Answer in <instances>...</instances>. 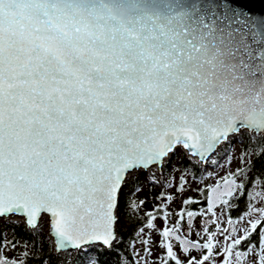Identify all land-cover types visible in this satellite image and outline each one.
I'll return each instance as SVG.
<instances>
[{
    "label": "snow or ice",
    "instance_id": "6c2138e0",
    "mask_svg": "<svg viewBox=\"0 0 264 264\" xmlns=\"http://www.w3.org/2000/svg\"><path fill=\"white\" fill-rule=\"evenodd\" d=\"M112 256L264 264V12L245 0H0V264Z\"/></svg>",
    "mask_w": 264,
    "mask_h": 264
},
{
    "label": "trees",
    "instance_id": "16d2710c",
    "mask_svg": "<svg viewBox=\"0 0 264 264\" xmlns=\"http://www.w3.org/2000/svg\"><path fill=\"white\" fill-rule=\"evenodd\" d=\"M241 147V146H240ZM241 149V148H240ZM253 161L256 165V168L257 170H259L261 168V161L260 160H257L255 157H253ZM258 190V189H257ZM151 193V192H150ZM152 194V193H151ZM235 215V214H234ZM16 233H17V239H32L30 237H28L26 235V233L24 232V225L21 224L17 229H16ZM125 236H127V233L125 232L124 233ZM10 237H11V233L9 234ZM116 259L115 256H112V257H104V260L105 261H108V264H112V261H114Z\"/></svg>",
    "mask_w": 264,
    "mask_h": 264
},
{
    "label": "rangeland",
    "instance_id": "374dc122",
    "mask_svg": "<svg viewBox=\"0 0 264 264\" xmlns=\"http://www.w3.org/2000/svg\"><path fill=\"white\" fill-rule=\"evenodd\" d=\"M240 148H241L240 145H236V147H235V153H236L237 155H238V154L240 153V151H241ZM235 167H236V165L233 164V165H232V168L235 169ZM222 174H223V172H221V175H222ZM177 175H178V174H177ZM160 191H161V189L158 188V187H157V188L150 189L149 187L144 186V187L142 188V190L140 191L139 195L136 196V197H134V199L139 200L140 198L144 197L146 194H149L150 192H151L152 194H155V193H159ZM148 208H151V200H149ZM146 210H147V209H146Z\"/></svg>",
    "mask_w": 264,
    "mask_h": 264
},
{
    "label": "water",
    "instance_id": "95a60500",
    "mask_svg": "<svg viewBox=\"0 0 264 264\" xmlns=\"http://www.w3.org/2000/svg\"><path fill=\"white\" fill-rule=\"evenodd\" d=\"M245 2L256 12H264V0H245Z\"/></svg>",
    "mask_w": 264,
    "mask_h": 264
}]
</instances>
